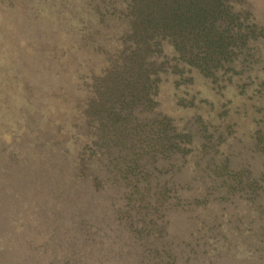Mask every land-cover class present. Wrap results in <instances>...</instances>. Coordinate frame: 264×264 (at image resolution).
<instances>
[{
    "label": "rangeland",
    "instance_id": "1",
    "mask_svg": "<svg viewBox=\"0 0 264 264\" xmlns=\"http://www.w3.org/2000/svg\"><path fill=\"white\" fill-rule=\"evenodd\" d=\"M140 10L0 0V264H91L165 220L264 264V0H223L219 49Z\"/></svg>",
    "mask_w": 264,
    "mask_h": 264
},
{
    "label": "trees",
    "instance_id": "2",
    "mask_svg": "<svg viewBox=\"0 0 264 264\" xmlns=\"http://www.w3.org/2000/svg\"><path fill=\"white\" fill-rule=\"evenodd\" d=\"M140 6L141 10L139 12L142 13L141 18L144 21V18H147L151 21L162 22L167 31H171L169 28L186 27L194 33L197 40H201V42L208 44L210 49H219V46H221V48L225 46L223 45L221 32L217 31L219 29V17H217V12L223 7V0H140ZM224 9H226V7H224ZM46 149L49 150L52 148L49 146ZM37 151L41 152L43 150L40 149ZM45 153L44 149L42 156L41 153H38L37 156H31L32 158H42ZM23 154H25V152H23ZM16 156L17 153H13L11 161H14ZM43 161L42 159L37 161L33 168V177L30 178L33 189L36 184L33 180L44 168ZM213 204L214 202L211 203V205ZM189 217L191 219L195 218L192 215H189ZM133 220L134 219L128 217V225H131ZM197 220L203 221L206 219L205 216L202 218L198 214ZM154 221L155 220L148 219L149 224ZM166 223L165 220L162 228L158 229L159 233H151V229L154 228L153 226L146 227V230L144 226L139 228L125 226L127 232L130 231L132 233L134 231V233L129 234L126 232L129 238H124L123 234L119 232L112 240L111 247L114 250H111V247L107 250L101 249V246L103 248V246L106 245L99 239L100 242L98 243L99 247L97 250L103 252L97 253V259L91 264H216L212 253H209L211 246L208 242L209 231H213L215 226H211L210 228L207 227L204 231L200 229L191 230L189 233L184 230L181 231L180 228H174V231H169L166 240L159 241L160 231L166 228ZM93 235V233L85 231L83 233V241L93 243ZM185 235H187V237ZM203 237H205V240L200 242L199 239ZM97 239L98 237L96 236V240ZM216 256L218 255L216 254ZM229 256L228 262L220 264H236L237 259L235 255L230 254ZM70 264L90 263L77 258L71 261Z\"/></svg>",
    "mask_w": 264,
    "mask_h": 264
}]
</instances>
